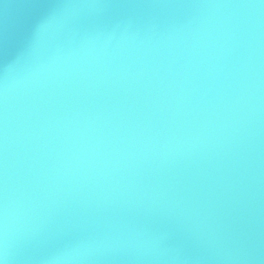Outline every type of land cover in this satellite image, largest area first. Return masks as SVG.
<instances>
[{"label":"water","instance_id":"obj_1","mask_svg":"<svg viewBox=\"0 0 264 264\" xmlns=\"http://www.w3.org/2000/svg\"><path fill=\"white\" fill-rule=\"evenodd\" d=\"M5 264H264V0H0Z\"/></svg>","mask_w":264,"mask_h":264},{"label":"clouds","instance_id":"obj_2","mask_svg":"<svg viewBox=\"0 0 264 264\" xmlns=\"http://www.w3.org/2000/svg\"><path fill=\"white\" fill-rule=\"evenodd\" d=\"M0 264H5V257L0 256Z\"/></svg>","mask_w":264,"mask_h":264}]
</instances>
